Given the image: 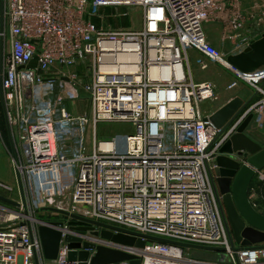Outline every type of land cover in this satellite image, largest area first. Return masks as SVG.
Instances as JSON below:
<instances>
[{
	"label": "built area",
	"instance_id": "2783aa9c",
	"mask_svg": "<svg viewBox=\"0 0 264 264\" xmlns=\"http://www.w3.org/2000/svg\"><path fill=\"white\" fill-rule=\"evenodd\" d=\"M120 8L127 12L111 16L141 10V28L108 27L102 12ZM211 22L223 25L231 52L209 41ZM262 35L263 10L243 12L239 0H0V147L3 118L28 193L14 211L0 206V264H70L64 243L56 260H46L38 233L62 222L63 237L80 236L70 221L165 240L138 236L139 248L81 236L141 264H263L264 248L233 251L216 175L221 149L250 116L245 134L264 140L262 68L246 74L228 62ZM192 62L199 72L227 71L226 90L249 103L221 128L205 107L218 100L217 87L196 81ZM244 90L251 98L239 97ZM79 101L89 112H73ZM101 123L132 125L124 151L115 137H98ZM256 177L264 182V169ZM0 187L22 195L19 182ZM205 248L223 249L225 259L198 258Z\"/></svg>",
	"mask_w": 264,
	"mask_h": 264
},
{
	"label": "water",
	"instance_id": "95a60500",
	"mask_svg": "<svg viewBox=\"0 0 264 264\" xmlns=\"http://www.w3.org/2000/svg\"><path fill=\"white\" fill-rule=\"evenodd\" d=\"M228 62L246 74H252L263 68L264 35L257 37L244 52L231 55ZM248 104H243V100L240 98H233L212 114L210 121L217 128H221ZM251 120L252 116L242 124L238 132L223 146L217 159V184L219 192L223 196L233 251L244 248H264V214L256 209L250 199V188L256 178V172L264 169V147L245 134ZM21 192L23 193L22 188ZM0 203L16 207L20 205L19 202L2 195H0ZM23 203L26 204L24 201ZM71 217L86 222L78 216ZM88 223L96 225L102 230L98 232L94 230V227L82 226V222L70 221L69 230L80 236L67 234L63 237V233L59 229L63 225L62 222H47L40 225L38 233L43 246L44 258L49 261L56 260L64 243L68 250L70 264H113L126 261L129 264H141V260L135 256L120 250L96 246L81 236L100 237L118 245L139 248L144 247V242L137 239L138 236L150 240L165 241L100 222ZM205 249L219 253L220 262L225 259V255L222 254L223 249Z\"/></svg>",
	"mask_w": 264,
	"mask_h": 264
},
{
	"label": "rangeland",
	"instance_id": "374dc122",
	"mask_svg": "<svg viewBox=\"0 0 264 264\" xmlns=\"http://www.w3.org/2000/svg\"><path fill=\"white\" fill-rule=\"evenodd\" d=\"M239 2H240V8H241V10L243 12L250 13V14L253 13V14L256 15V13H259V12H261L263 10V9H259L258 12H255L252 9L250 10L249 7H245L244 8L243 1L241 2L239 0ZM262 4L263 3H261L260 5H262ZM111 12H118L119 14H125L127 12V10H126V8H120L118 10H116V9L110 10L109 9L106 12H102V14H104L106 16V21L105 22H106V25L108 27H111L113 29L121 28V27H124L125 29H129V28H131V29H139L142 26V11L141 10L132 11L129 17L123 16V15H122L123 16L122 17L120 15V17L118 19H116L113 16H111V14H112ZM97 23L99 25H102L100 23V21H97ZM210 25L214 26V27H212L213 30H211V32H213L212 34H214V37L217 40V43H213L212 40L210 41V39L208 37V39L212 43V45H214L217 49H219L220 51H222L224 53L231 52V50L233 49V45L230 44V43H223L222 42V36H223V33H224V27L222 26V24L220 22H211ZM207 35H208V32H207ZM192 65H193V69H194V72H195L196 81H198V82L199 81H210L217 87L218 94H219L218 100H216L214 102H211V103L205 104V107L207 106V110L208 111L215 112L216 110H218V108H220L223 105H225V103L227 102V100L229 98H231L234 94L238 93L236 90H235V92H228L226 90L227 85L229 84V82L231 80V77L228 74V72L225 71L224 69H222V68H211V69H209L206 72H199L197 70L194 62H192ZM219 72L221 74H219ZM224 72H226V73H224ZM262 72L264 73V67L261 70V73ZM246 94H247V91L244 90L242 92L241 96H244ZM81 97H83V96H81ZM78 103H79V105H77L78 106V111L76 109H74V113L75 114L79 113L78 115H80L81 113H87L88 112L87 104H85V103H83L81 101H79ZM80 104H82V106ZM68 105H69L71 110L75 107L74 103H72V102L68 103ZM3 123H4V120L2 118V125H3ZM2 128H3V126H2ZM133 131H134L133 127L129 123H101L98 126V137L99 138L103 137V136H107V137H112L113 136V137H115L116 141H117V143L119 145L120 151H124L125 144H126V138ZM5 132H6L7 142H8V144H10L9 139H10L11 135L9 137L8 132L7 131H5ZM259 139H261V140H259L260 143L262 145H264L263 136L260 137ZM16 143H18V141ZM16 143H15V145H16ZM13 145H14V142L12 143V146ZM12 146H11V149H12ZM2 147H3L4 151L7 152L5 146L3 145ZM10 159H11V157L9 156V160ZM7 164H8L7 158L0 154V176L1 175L8 176V174L10 173L9 172V168L7 167ZM18 179L20 180V182H19L20 188H22V191H23L21 196H19L18 194L14 196L13 193H7L1 187H0V195L5 196L7 198H11V199H13L15 201H18V202H20V200H22L24 202H27L28 201V193L23 188V186H24L23 180L21 179L20 176L18 177ZM252 184H253L251 186L252 189H253L252 192L254 193V198H253V202L252 203H254L253 205H255L256 209L264 211V182L261 181L259 179V177H256ZM0 206L7 207V208H9L12 211L16 210V208L14 206L5 205V204H2V203H0ZM224 207H225V205H224ZM10 214L11 213H9V215ZM5 215H6L5 210H3V208H0V220ZM32 215H33L32 216L33 218L34 217L38 218V217L45 216L44 214H37L36 212L34 214H32ZM226 218L228 219V217H226ZM196 253H197L196 254L197 257L200 258V259H203V260L216 261V259L219 258V256L217 254H215L213 252H210V251L197 250Z\"/></svg>",
	"mask_w": 264,
	"mask_h": 264
},
{
	"label": "crops",
	"instance_id": "0c3cea01",
	"mask_svg": "<svg viewBox=\"0 0 264 264\" xmlns=\"http://www.w3.org/2000/svg\"><path fill=\"white\" fill-rule=\"evenodd\" d=\"M241 2L243 1V6H244V8L245 7H249L250 8V10L252 9V10H254L255 12H258V10L261 8V6L262 5H260L262 2H263V12H264V0H240ZM223 26V25H222ZM212 27H214V26H211L210 24H207L206 26H205V29H206V32H208V37H209V39H210V41L212 40V42L213 43H217V40H216V38L214 37V34H212L213 32H211V30H213V28ZM217 29V28H216ZM219 29V28H218ZM222 32V31H221ZM216 40V41H215ZM192 56H193V60H194V58L196 57V53H192ZM224 73H226V72H224ZM219 74H221L220 72H219ZM223 75V74H222ZM248 94V93H247ZM233 97H235L236 98V94H234L231 98H229L228 100H227V102L225 103V104H227ZM239 97H242V98H244V99H248V98H251V96H239ZM81 106H82V104H80ZM224 106V105H223ZM221 108V107H220ZM219 109V108H218ZM76 110L78 111V106L76 107ZM217 111V110H216ZM73 112H74V110H73ZM87 112V111H86ZM88 112H89V108H88ZM79 114V113H78ZM81 114H84V113H81ZM5 125V126H4ZM3 144H2V146L4 145L5 146V148H6V151L8 152H5L4 151V149H3V147L1 146L0 147V154L1 155H3V156H5L6 158H7V162H8V164H7V167L9 168V174H8V176H3V175H1L0 176V182H2V183H4V184H7V185H9V186H14V187H16L17 188V186H18V177H17V175H16V173H15V171H14V169H13V165H12V161H11V159L9 160V150L11 149V146H12V140H11V137H10V133H9V129H8V126L6 125V123L4 122L3 123ZM5 131H7L8 132V134H9V137H10V139H9V141H10V144H8V142H7V139H6V132ZM256 134H258V133H256ZM260 137H262L261 136V134H258ZM257 135V136H258ZM259 140H261V139H259ZM7 155V156H6ZM253 185V184H252ZM251 185V186H252ZM5 191V190H4ZM253 191V189H252V187L250 188V199H251V201L253 202V198H254V193L252 192ZM5 192H7V191H5ZM7 193H11V192H7ZM13 194H14V196L15 195H17V194H19L18 193V191L15 189V192H13ZM11 199V198H10ZM13 200V199H12ZM15 201V200H14ZM17 202V201H16ZM254 204V203H253ZM255 206V205H254ZM15 207V206H14ZM259 212H261L262 214H264V211H261V210H259V209H257ZM213 253H215V254H217L218 256H219V253H217V252H213ZM220 257V256H219ZM217 261H219V258L218 259H216Z\"/></svg>",
	"mask_w": 264,
	"mask_h": 264
},
{
	"label": "bare ground",
	"instance_id": "6f19581e",
	"mask_svg": "<svg viewBox=\"0 0 264 264\" xmlns=\"http://www.w3.org/2000/svg\"><path fill=\"white\" fill-rule=\"evenodd\" d=\"M148 264H153V263L149 262Z\"/></svg>",
	"mask_w": 264,
	"mask_h": 264
}]
</instances>
